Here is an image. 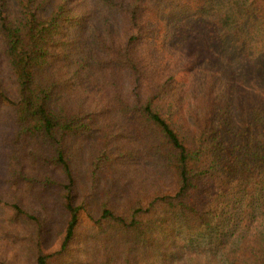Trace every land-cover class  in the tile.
<instances>
[{"label":"trees","instance_id":"16d2710c","mask_svg":"<svg viewBox=\"0 0 264 264\" xmlns=\"http://www.w3.org/2000/svg\"><path fill=\"white\" fill-rule=\"evenodd\" d=\"M0 264H264V0H0Z\"/></svg>","mask_w":264,"mask_h":264}]
</instances>
